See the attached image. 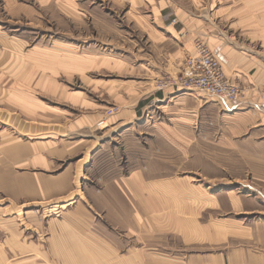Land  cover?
Here are the masks:
<instances>
[{
	"label": "rangeland",
	"instance_id": "obj_1",
	"mask_svg": "<svg viewBox=\"0 0 264 264\" xmlns=\"http://www.w3.org/2000/svg\"><path fill=\"white\" fill-rule=\"evenodd\" d=\"M66 1L0 0V28L12 27L11 24H6L4 18L8 19L11 16L21 18L18 24H15L18 32L23 33V36L33 37L29 41L25 40L21 46V50L25 52V62L43 64L32 59L37 55L36 52L33 54V49L40 46L51 50L48 57L42 58L44 62L49 61H46V64L52 62L51 54L54 53L60 55L59 62L66 65L69 59L71 63L78 56L82 58V63L94 60L95 64L103 66L111 58V64H107V69L99 67L97 74L103 80H100L98 93L93 96L98 105L101 104L100 109L104 106L101 119L107 116L111 108L118 107L115 114L107 118V123L97 129V133L104 139L103 143L108 144L107 147L113 142L115 153L114 155L109 152L103 153L98 165L95 164L90 169L89 177L84 180L85 188L97 192L102 186L98 176L102 174L113 176L118 170H115L117 166H120L121 172L124 170L122 173L143 165L154 170L166 168L170 172L182 173L180 177H184L191 186L187 187L189 190L185 192L186 199L182 206L180 205L181 213H172L173 217H156L158 222L156 227L161 232L157 234V244L152 253L143 254L142 259L138 258L137 264H200L199 254L216 253H221L225 257L222 264H229L230 246L236 241L240 242V238L236 240L233 237L230 240V227H236L239 232L249 221L263 219L261 217L263 213L238 214L232 211L230 197L233 198L234 195L238 200L239 195L243 198L244 189L239 185H232L229 181L231 176L241 174L240 171L235 172L234 166L239 162V155L225 157L222 146L223 121L219 106L213 101H208V96L194 91L196 96L201 94L202 99L204 95L206 102L190 99L189 103L195 110V116H191L194 120L188 122L192 126L187 127L185 124L187 120L185 122L182 120L186 116L182 111L186 108L183 107L185 106L183 103H177L179 104L177 106L172 102L175 100L173 98H164L163 102L155 103L153 98L146 97L149 94L147 91L152 88L162 91L177 89L176 86L174 89L159 88L160 80L184 73L186 66L182 73L174 74L164 70L156 77L155 82H150L145 88L143 82L146 80L141 78L142 68L138 69L140 73H137V76L132 75L136 72L134 69L132 72L127 69L128 62L139 64V61L155 60L153 57H159L157 62L159 66L164 67L163 62L159 61L162 60L159 56L162 44L158 37L172 36L169 28L173 24L181 29L185 28L184 37L191 35L190 43L193 49L200 41L205 42L213 50L212 43L222 39L232 48L246 52L251 50L264 59V0H77L74 11ZM76 18L84 20L85 23H77ZM1 30L0 47H11V41H19ZM26 52L33 55L27 56ZM42 55L44 53H39V56ZM224 70L226 72V69ZM99 71H103V74ZM84 74L85 72L76 81L73 74L61 72L60 79L66 83V89L83 91L87 85L86 75L90 78L88 74ZM111 86L115 90L114 96L105 93ZM141 102L148 103L150 109H157L160 113H156V110H153L154 112L147 110L146 113L138 111L136 114L135 107L140 106ZM145 104L144 109L147 107ZM95 105L97 106L96 103ZM180 108L181 111H178ZM124 112H130L132 115L127 118L131 122L122 126L123 121L118 120L116 116ZM124 115L128 117V113ZM173 117L181 118V121L174 122ZM225 158L229 164L232 162L233 167L229 173L226 172ZM195 187L199 188V191L194 190ZM245 191L248 192L247 189ZM85 200L96 215V227L85 234L87 237L85 240L74 238L68 243L72 242L75 245L95 243L103 249L117 248L119 243L126 247L135 245L130 242V238L122 236L123 230L119 228L117 230L113 222L107 218L105 207L102 210L97 195L88 196ZM64 208L63 204L59 203L19 207L13 202L0 200V249L5 248L8 251L6 261L2 264H43V251L49 236L48 230L46 228L44 230L43 226L50 219L61 218ZM106 213L109 214L108 211ZM164 220L171 221L173 228H177L179 223H188L192 237L186 241L179 231L163 232ZM197 223L205 228L204 240L196 238L197 234H203L197 231ZM95 233H100L102 237L97 238ZM212 235L216 237L212 238ZM11 236L15 239L10 240ZM74 236L79 237L80 234L74 233ZM122 237L125 242H122ZM22 238L25 240L24 247L20 242ZM107 243L111 245L108 247ZM38 247L41 248V252ZM133 255L128 250L126 252L120 250L90 254L89 260L90 264H135L133 262L136 259L130 261ZM207 263L213 264L209 261Z\"/></svg>",
	"mask_w": 264,
	"mask_h": 264
},
{
	"label": "crops",
	"instance_id": "obj_2",
	"mask_svg": "<svg viewBox=\"0 0 264 264\" xmlns=\"http://www.w3.org/2000/svg\"><path fill=\"white\" fill-rule=\"evenodd\" d=\"M66 2L74 11L77 0ZM18 18L12 16L8 19L4 18L6 24H11L12 27L0 28V31L3 29L6 34L19 40L11 41V47H0V136L2 137L0 200L13 202L19 207L41 206L44 203L63 204L65 208L62 210L61 218L50 219L43 226L44 230L46 228L49 232L46 248L43 251V264L46 262L90 264V254L120 250L132 252L134 255L130 261L136 259L133 263L137 264V259H142L143 254L152 253L157 244L159 231L156 227L158 223L156 217H173L172 213H181L182 202L186 199L185 192L189 190L187 187L191 184L187 183L184 177H180L182 173L170 172L166 168L154 170L143 165L122 173L124 170L121 172L120 166H117L115 170H118L113 176L108 177L104 174L98 176L102 186L97 192L88 191L84 180L89 177L90 169L95 164L98 165L103 153L109 152L111 155L115 153L113 142L107 147L108 144L103 143L102 135L97 133V129L101 127L97 122L103 116L104 106L100 109L102 106L98 105L93 94L98 93L100 80H103L97 74L99 67L103 65L95 64L94 60L90 63H82V58L79 56L71 63L69 59L67 65L61 64L60 55H55L56 53L51 54L52 62L46 64L47 60L44 62L42 58L48 57L51 50L41 46L33 49V54L36 52L37 55L32 59L43 64L25 62L26 56L21 46L33 37L23 36V33L18 32L19 29L15 25L21 20ZM76 22L85 23L78 18ZM184 29L173 24L169 28L173 33L172 36L158 37L162 44L159 55L162 60L159 61L163 62L164 67L159 66L157 62L159 57H153L155 59L153 61L149 59L144 62L139 61V64L134 62L131 64L127 61L129 63H127L129 65L127 71L132 72L133 69L136 71L132 75L137 76V73H140L138 69L142 68L141 78L146 80L143 82L144 88L145 85L149 86L150 82H155L156 77L164 70L174 74L184 71V60L194 51L190 43L191 35L184 37ZM215 42L212 43L213 50L223 62L227 75L232 80L238 81L243 90L242 96L234 103L211 96L207 99L219 106L221 111L222 146L225 157L239 155V162L234 166L235 172L240 171L241 174L231 176L229 181L232 185H239L244 189V197L238 195V200L234 195L233 198L230 197L232 211L238 214L263 213L261 215L263 219L249 221L239 232L236 227H230V240L233 237L236 240L240 238V242L231 244L228 262L229 264H264V59L251 50L246 52L232 48L225 40L219 39ZM26 53L27 56L33 55L31 52ZM39 53L44 55L39 56ZM110 60L107 63L109 65ZM107 64L103 66V70L108 68ZM61 72L73 74V79L76 81L84 72L90 78L86 75L87 85L83 91L66 89V83L60 79ZM99 73L103 74V71ZM147 92L146 97L153 98L155 103L163 102L164 98H173L175 100L172 102L176 104L183 103L185 105L183 107L186 108L182 111L188 118L184 116L182 120L183 122L187 120V123L185 122L187 127L192 126L188 122L194 120L191 116H195V110L189 103L190 99L206 102L204 95L202 99L201 94L196 96L191 90L177 88L162 91L152 88ZM105 93L114 96V87L111 86ZM143 104L145 103L141 102L140 106L135 107L136 114L138 111L146 113L147 110L149 112L156 110V113H160L157 109H150L148 103L145 104L147 107L144 109ZM178 111H181V108ZM125 113H128V117H125ZM131 115L130 112H124L116 118L123 121L121 125L125 126L131 122L127 119ZM173 119L174 122L181 121L178 117ZM174 128L176 129L175 126ZM164 140L167 141L166 138ZM227 161L228 159L225 158L226 172L229 173L233 166L231 159L230 164ZM109 171L110 169L108 174ZM194 190L199 191V188L195 187ZM92 193L97 195L102 210L105 207L107 218L113 222L117 230L118 228L123 230L122 236L130 238V242L135 243L134 246L126 247L119 243L117 248L103 249L95 243L94 245H88L86 242L83 245L68 243L74 238L85 240L84 238H87L85 234L96 227V215L87 206L85 200L88 196H93ZM107 211L110 215L106 213ZM163 222H165L163 232L179 231L186 241L192 237L188 223H179L177 228H173L171 221ZM196 227L197 231L203 233L197 234L196 238L204 240L205 228L198 223ZM74 233L80 236H74ZM217 233H220V229ZM99 234L95 233V236L102 237ZM214 236L212 235V238L216 237ZM12 239L15 237L11 236L10 240ZM20 242L24 247L25 240L22 238ZM122 242H125L123 237ZM26 244L28 245V242ZM107 245L109 247L111 244L107 243ZM38 249L41 252V248ZM7 256V249L1 248L0 264L6 261ZM199 256L200 264H208V261L213 264L225 262V257L221 253L199 254Z\"/></svg>",
	"mask_w": 264,
	"mask_h": 264
},
{
	"label": "built area",
	"instance_id": "obj_3",
	"mask_svg": "<svg viewBox=\"0 0 264 264\" xmlns=\"http://www.w3.org/2000/svg\"><path fill=\"white\" fill-rule=\"evenodd\" d=\"M195 46L194 51L190 52L184 60L185 72L160 80L159 88H175L176 86L179 89L200 92L225 102H236L243 94L240 84L226 74L221 60L210 46L200 41ZM116 108L118 109L117 106ZM116 108H111L107 116H104L98 124H106L107 118L115 114ZM1 138L0 136V142Z\"/></svg>",
	"mask_w": 264,
	"mask_h": 264
}]
</instances>
